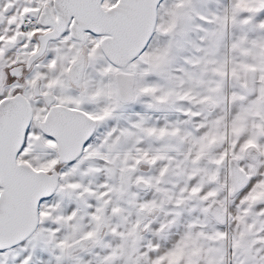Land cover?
<instances>
[{
    "label": "snow or ice",
    "instance_id": "obj_1",
    "mask_svg": "<svg viewBox=\"0 0 264 264\" xmlns=\"http://www.w3.org/2000/svg\"><path fill=\"white\" fill-rule=\"evenodd\" d=\"M0 264H264V0H0Z\"/></svg>",
    "mask_w": 264,
    "mask_h": 264
}]
</instances>
